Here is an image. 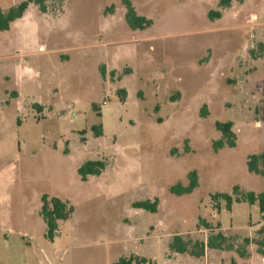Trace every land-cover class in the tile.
Instances as JSON below:
<instances>
[{"label": "rangeland", "instance_id": "obj_1", "mask_svg": "<svg viewBox=\"0 0 264 264\" xmlns=\"http://www.w3.org/2000/svg\"><path fill=\"white\" fill-rule=\"evenodd\" d=\"M131 1L150 28H129L122 0H44V11L32 4L0 34L17 63L0 59V101L18 97L0 103V193H14L13 215L34 221L35 237L46 231L40 196L68 202L74 212L54 245L45 237L51 257L58 248L66 264L135 255L151 264H264L258 245L244 242L264 238L258 206L228 211L212 199L236 186L264 193V177L247 168L250 155L264 152V0ZM228 121L236 145L216 152V123ZM90 160L107 166L83 182L78 169ZM192 171L198 188L172 194ZM155 199L156 213L134 207ZM218 223L233 249L206 248L200 258L170 250L175 235L190 249L207 242ZM20 232L13 237L39 243Z\"/></svg>", "mask_w": 264, "mask_h": 264}, {"label": "trees", "instance_id": "obj_2", "mask_svg": "<svg viewBox=\"0 0 264 264\" xmlns=\"http://www.w3.org/2000/svg\"><path fill=\"white\" fill-rule=\"evenodd\" d=\"M123 5L126 8L125 20L129 28L132 30H145L152 26L153 22L144 16H140L131 0H122ZM35 4L45 10L44 0H23L17 6L10 8L8 11H3L0 7V34L8 31L11 25L21 19L25 12L28 10L29 6ZM231 4V0H221V6L228 7ZM113 7H111V10ZM220 18L221 13L217 12L210 15V18ZM126 95V91H122ZM40 108V107H39ZM203 115L206 116V108L203 110ZM217 130L221 133V139L217 140L213 144V148L216 152L224 147L234 148L236 145V133L233 129L234 124L231 121L228 122H217ZM96 137L102 136V126H94L93 129ZM106 163L102 160H90L85 162L78 169V175L81 181L86 182L90 176H99L106 169ZM247 168L251 174L256 176L264 177V152L259 154L250 155L247 159ZM189 183L184 186L182 184H177L170 189V192L176 196H184L192 194L199 185V177L196 171H192L188 175ZM239 187L236 186L233 189L232 194L229 193H216L212 196L213 201L217 204L220 201L226 203L227 210L230 211L234 204L247 203L250 206H258L260 212L264 214V193H256L253 191H248L242 194L238 193ZM41 207V216L43 217L47 233L46 238L53 241L59 232L60 222L67 221L72 216L74 209L68 204V202L61 200L58 197L49 198L47 195H43ZM158 199L154 201L146 200L134 203V207L138 210H143L149 213H156L158 210ZM207 229L213 228L209 224H205ZM219 231L212 233L207 242H196L193 249H190L188 241H186L181 235L173 236L169 248L171 251L178 254H190L194 257L200 258L205 255L206 248L211 249H233L229 245V240L226 235L220 231L221 224H217ZM260 234H264V227L259 230ZM246 245L251 243H256L258 245V252L264 258V238L261 241H254L249 238L244 239ZM237 252L241 256H245V250L238 249ZM147 264L149 261L146 258H140L137 256L131 257L129 260L122 259L119 264ZM231 264H237L232 261Z\"/></svg>", "mask_w": 264, "mask_h": 264}, {"label": "crops", "instance_id": "obj_3", "mask_svg": "<svg viewBox=\"0 0 264 264\" xmlns=\"http://www.w3.org/2000/svg\"><path fill=\"white\" fill-rule=\"evenodd\" d=\"M30 6H29V8H30ZM26 13H27V11L25 12V14ZM25 14L21 19L15 21L11 25V27L8 31H5L3 33H7L9 31H11L14 28V26L16 24H18V22L20 20L24 19ZM3 33H1V34H3ZM2 45L7 46V48L6 47L5 48L2 47V49L0 48V55L2 56V58L0 57V59L2 60L3 58L8 57V58H5V59H9L8 63H11L17 67V63L15 61L12 62V60L15 58L12 57L11 51L16 49V48L14 49L12 42H6V43L4 42V44H2ZM1 62H3V61H1ZM3 79L5 80V76L3 77ZM9 80H10V76H9ZM12 90H16V92L18 93V96H19V94L21 95V91L19 89L13 88ZM4 94L6 97L8 96V94H6V93H4ZM12 100H14V102L16 101V103H17L18 97L17 98L16 97L15 98L10 97V99H9V97L6 98L5 101L8 103L5 104L4 107H8L10 105V103H12ZM5 101L1 100L0 101L1 105H2V102H5ZM13 194L14 193H0V264H17L21 258L28 260V264L29 263L30 264H66L65 259L61 255H58L59 251H60V249H58V248L52 249L53 250V255H52L53 257H51V254H50V252H51L50 245L51 244L45 243L47 228H46V231H45V229L42 228L40 233L37 232L38 236H36V237H37L39 243L36 242L35 240H33L32 238L27 240V241H25L24 239H22V241H19V238L13 237V235H15V233H13L15 230H19V231H22L24 233H31L34 235L33 228L35 227L34 221L32 223L31 219L26 218V217L17 218L13 215V212H12L13 204H14ZM42 195L40 196L39 215H40V218L43 220L44 226H45L46 225L45 221H44V219L40 213L41 207H42V201H41V199L43 197ZM22 232H20L19 235H23V238L29 237L27 234H21ZM59 236H60V234L58 232L57 237H59ZM34 237H35V235H34ZM56 238L53 241L49 240L52 243V245H54ZM33 243H34V245H32ZM176 254L177 255H184V254H178V253H176ZM137 257H139V256H137ZM140 258H144V257H140ZM122 259H124V258H121L120 260H118L112 264H119ZM129 259H126V260H129ZM151 263L152 262L149 261L147 264H151ZM133 264H136V263L133 262Z\"/></svg>", "mask_w": 264, "mask_h": 264}]
</instances>
